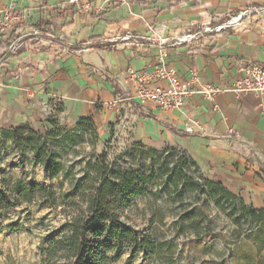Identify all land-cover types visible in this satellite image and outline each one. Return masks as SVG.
Returning <instances> with one entry per match:
<instances>
[{
  "label": "crops",
  "instance_id": "1",
  "mask_svg": "<svg viewBox=\"0 0 264 264\" xmlns=\"http://www.w3.org/2000/svg\"><path fill=\"white\" fill-rule=\"evenodd\" d=\"M89 1L94 10L82 13L67 0L24 4L27 23L13 33L21 48L3 54L0 43V123L89 120L103 140L113 127L136 145L186 153L208 179L264 209V99L233 90L249 66L264 65V0ZM164 55L178 80L195 73L194 89L226 92L192 94L181 110L141 99L144 86H168L147 79Z\"/></svg>",
  "mask_w": 264,
  "mask_h": 264
},
{
  "label": "rangeland",
  "instance_id": "2",
  "mask_svg": "<svg viewBox=\"0 0 264 264\" xmlns=\"http://www.w3.org/2000/svg\"><path fill=\"white\" fill-rule=\"evenodd\" d=\"M13 128L0 123V190L13 199L0 217V264H44L43 252L63 231L78 244L83 223L116 203L119 223L160 247L156 254L109 249L103 264L264 262V210L251 215L180 150L139 147L123 135L103 140L93 127L53 119L30 127L35 134ZM37 152L48 165L36 162ZM131 186L142 193L119 196Z\"/></svg>",
  "mask_w": 264,
  "mask_h": 264
},
{
  "label": "trees",
  "instance_id": "3",
  "mask_svg": "<svg viewBox=\"0 0 264 264\" xmlns=\"http://www.w3.org/2000/svg\"><path fill=\"white\" fill-rule=\"evenodd\" d=\"M76 126L80 128L88 126L93 127L89 120H84ZM13 129H19L20 131L35 134L29 126L17 127ZM114 135L115 132L112 127L110 131V139L113 138ZM13 140L18 146L23 144V141H21L17 134H14ZM137 146L144 147L140 145ZM180 152L183 154L185 159L189 157L186 153L182 151ZM35 160L42 165H48L47 159L39 152L36 153ZM194 164L197 165L195 162ZM207 180L211 185L222 188L229 196L235 197L226 188H224L222 184L214 182L210 179ZM40 191L45 192L44 190ZM127 191L130 192V195H127L129 197L137 196L142 193L139 186H131L126 190V192H120L119 196L121 194L125 195ZM12 202L13 199L0 190V217L7 214L11 210ZM248 208L249 213L253 216H257L259 212L264 210H256L251 207ZM121 209L122 208L118 207L116 203L110 213L100 212L88 218L82 225L78 244L73 234L63 231L61 235L52 241L48 248L43 252V263L103 264L107 261L106 251L109 249L123 251L126 247L134 249L135 252L142 251L156 254L158 247H160L159 245L147 237H142L138 232L134 231L130 227L119 223L118 212H120L119 210ZM113 214H116V216H113ZM109 244H111V248H108ZM260 264H264V262L262 261Z\"/></svg>",
  "mask_w": 264,
  "mask_h": 264
},
{
  "label": "built area",
  "instance_id": "4",
  "mask_svg": "<svg viewBox=\"0 0 264 264\" xmlns=\"http://www.w3.org/2000/svg\"><path fill=\"white\" fill-rule=\"evenodd\" d=\"M109 1L112 7H120L128 5L131 0ZM27 2L39 4V9L47 7V0H7V4L0 9V43H5L3 54L8 53L9 55H14L22 46L23 39H21V35L13 37L15 35L13 33L16 30H20L21 34L23 32V27L27 23L26 13L28 8L24 6ZM67 3L70 6H74L80 13L94 10L89 0H67ZM31 35L37 37L39 32L33 31ZM131 38L133 37L127 36L124 40ZM165 56L161 57V65L156 67L152 73L148 74L147 79L167 82L168 86L166 88L159 85H154L151 88L144 86L138 92L141 99L152 101L163 111L172 109L181 110L185 107L188 97L192 94H198L207 100L213 101L219 94L226 92V90L210 85H201L198 89H194L197 81L195 73H192L189 81L182 82L178 80L174 72L168 71L165 68V64H163ZM233 90L237 93L254 95L264 99V65L255 64L249 66L246 69L245 77L235 85ZM262 113L264 116V107Z\"/></svg>",
  "mask_w": 264,
  "mask_h": 264
}]
</instances>
